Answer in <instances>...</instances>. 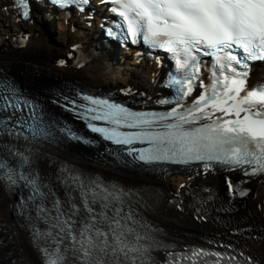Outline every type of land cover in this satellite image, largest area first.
<instances>
[{"label": "snow or ice", "instance_id": "snow-or-ice-1", "mask_svg": "<svg viewBox=\"0 0 264 264\" xmlns=\"http://www.w3.org/2000/svg\"><path fill=\"white\" fill-rule=\"evenodd\" d=\"M24 2L25 0H19L21 5ZM69 2L70 0H56V3L62 6ZM84 2L86 3L87 0ZM113 2L122 9L120 15L125 20H129L128 30L133 36L136 35L142 22L146 29L145 40L177 54V65L181 69L188 67L191 59L193 71H200L196 66L193 51L200 52L202 47L213 50L204 54L216 56L221 70L225 65L221 63L222 57L217 53L231 49L233 45L242 47L248 54V59L254 58L257 52L264 56V0H113ZM129 12L135 13L138 19L130 20ZM23 15L27 18L29 12L25 9ZM181 52L184 55L183 61L179 58ZM224 58L229 62V70L235 72L236 70L231 68V62L240 64L237 56L229 52ZM242 75L246 77L247 73ZM188 79L189 86L183 93L184 96H188L192 91L190 81L195 79V76L189 75ZM173 83L181 84L182 81H173ZM219 83L221 81H212L213 96H200L199 100L194 102L197 105L195 111L203 113L211 105L213 109L225 111V114L234 111L237 119L223 123L219 120L214 121V126H207L205 135L198 136L192 141L187 153L194 154L197 160L220 159L215 155L218 145L238 143L240 147L228 150L229 159L236 164L254 162L264 169V118H259L264 116V86H258L257 90H249L243 98L238 99L241 90L245 87V79L230 80L228 76H224L223 96L227 99H221L220 93L215 91ZM229 101L232 102L231 105L227 109H222L221 105H227ZM201 103L204 107H199ZM256 106H259V110L250 111ZM17 107L19 105L15 102H10V97H0V111L6 112L9 108ZM118 111L125 110L120 108ZM175 111L173 109V113ZM241 112L246 113L243 119L239 118ZM14 115L13 112L6 118H0L2 130L10 131L9 122L21 123L19 120L13 121ZM188 116H193V113L189 112ZM179 119L186 121L185 116H180ZM202 131L196 129L197 133ZM32 132L37 137L44 134L43 129L36 127L32 128ZM201 140L206 143L202 144ZM250 144L254 145L252 150H249ZM246 157L252 159L246 160ZM141 159L145 157L141 156ZM4 167L6 165L0 162V169ZM8 179L15 183L11 170ZM71 181L79 189L78 199L72 196L69 189L66 200L61 201L56 198L52 202V209H47L43 206L45 193L40 191L35 180H28L36 195L41 197L36 209L38 216L44 218L45 213L55 212L54 223L51 224L55 235L49 232V237L71 240L73 251L82 258L83 264H143L146 250L132 243L134 229L129 222L134 224L135 220L131 211L128 213L124 211L122 199L124 193L117 194L115 189L112 191L100 189L98 185L84 183L79 177H73ZM30 199H35V196ZM77 223L81 225L80 228L76 227ZM139 239L140 237L135 236V240ZM56 252L57 254L60 252L59 247ZM45 253L47 254V250ZM62 259V256L56 255L54 259L50 257L46 264H57V261Z\"/></svg>", "mask_w": 264, "mask_h": 264}, {"label": "bare ground", "instance_id": "bare-ground-1", "mask_svg": "<svg viewBox=\"0 0 264 264\" xmlns=\"http://www.w3.org/2000/svg\"><path fill=\"white\" fill-rule=\"evenodd\" d=\"M90 3L94 6L93 8H86L84 12L71 10L65 14L64 11H58L48 6L43 0L29 1L30 15L27 19H21L11 8L12 2L10 0L0 1V61L6 63L14 72L20 69L21 62L24 60L34 63L39 69L49 71L52 74H61L65 69L68 70L67 72L64 71L66 75L76 76L84 84H94L105 90L118 86H131L144 88L148 93L158 91L157 82L168 70L166 61L155 56H147L144 53L139 59H131L130 49L127 45L122 46L113 40H106L102 34L100 18L107 12L95 0L90 1ZM57 17L61 20L58 22V31L55 32L53 38L52 33L55 29L52 21ZM31 29L34 31L32 35L29 33ZM20 38L23 39L22 44L18 46L8 45L6 50L3 49L6 41ZM32 43L33 45L29 46ZM41 45L45 46L47 50L44 51ZM148 50L152 51V49ZM56 52L61 53L60 56L64 58L63 60L77 56L81 57V60L62 65L60 60L54 59L63 68L61 70L51 60ZM90 62L91 66H89ZM116 64L124 66L123 69L116 68ZM258 66L260 64H255L254 71L249 74L250 81H254L256 74L261 72L262 67ZM112 72L113 74H111ZM25 80L34 89L40 87L37 82H40L41 79L34 78L32 80L26 76ZM77 159L87 169L94 167L91 160L81 155H77ZM40 164L42 168L49 166L45 160L40 161ZM50 165L53 166L54 164ZM98 167L103 174L112 175L122 181L158 188L160 196L152 208V215L164 226L166 233L169 234L172 230H223L221 224L195 221L186 209L179 212L168 203L167 194L169 192H177L179 188L195 180L189 175L182 172H172L165 176L156 177L147 173H135L120 167L107 165ZM204 183L211 185L213 190L218 192L221 189L222 179L218 174L207 175ZM251 186L255 193L249 195L246 203L231 214L235 221L244 220L246 222H242L243 224L251 223L264 228V178L260 181L253 180ZM179 190L181 192L183 188ZM10 201L11 197L0 182V217L9 216L7 206ZM48 201L46 199L44 204H47ZM248 226L250 225H240L236 228ZM258 229L260 228L258 227ZM177 237L183 240L189 239L182 233H178ZM11 241L12 243H8V246L12 244L16 246L24 257L23 262L41 264L31 242L21 230L16 229ZM247 245L251 251L257 253L264 260L263 240H247ZM11 257L12 255L9 258L0 255V264H6Z\"/></svg>", "mask_w": 264, "mask_h": 264}, {"label": "rangeland", "instance_id": "rangeland-1", "mask_svg": "<svg viewBox=\"0 0 264 264\" xmlns=\"http://www.w3.org/2000/svg\"><path fill=\"white\" fill-rule=\"evenodd\" d=\"M61 19H59L58 17L56 18V19H54L53 21H52V24L54 25V29H55V31H54V33H52L53 34V38H54V36H55V32L56 31H58V22L60 21ZM40 21H42L41 19H40ZM30 35H32V34H34V31L31 29L30 30ZM39 33V32H38ZM56 40V39H55ZM31 41H33L32 39H31ZM11 44V42L10 41H8V42H6V44H5V48H7L8 47V44ZM62 43V42H61ZM33 45V43L31 44V45H29V46H32ZM61 45V44H60ZM42 46V45H41ZM58 46V48H60L59 47V45H57ZM56 46V47H57ZM57 48V49H58ZM4 49V48H3ZM42 49L44 50V51H46L47 49L45 48V46H42ZM31 52H36V53H39V52H37V51H35V50H30ZM60 52H56L55 53V55L53 56V59H51V60H60V62L64 59V58H62L61 56H60ZM130 58L132 59L133 57H132V55H131V53H130ZM92 62V61H91ZM91 62H90V64H89V66H91ZM31 63V62H30ZM55 63V62H54ZM34 64V63H33ZM21 66V65H20ZM27 66H29V65H27ZM37 66V65H36ZM57 66V65H56ZM58 68H59V66H57ZM123 67L124 66H118L117 64H116V68H118V69H123ZM21 68V67H20ZM17 69V68H16ZM60 69H63V68H61L60 67ZM115 69V68H114ZM64 71H68V70H65V69H63ZM43 71H45V70H43ZM49 72V71H48ZM50 73V72H49ZM50 74H52V73H50ZM111 74H113V72L111 73ZM40 77H42V78H46L47 77V75L45 74V73H40ZM102 80V79H101ZM105 81H109V80H105ZM115 88H122V86H119V87H115ZM132 88H137V87H132ZM138 90H146V89H144V88H138ZM147 91V90H146ZM42 168V167H41ZM52 168V167H51ZM222 193H227V189L226 188H224V185L222 184L221 185V194ZM255 193V192H254ZM253 193V194H254ZM252 194V195H253ZM246 200H247V198H245V199H243L242 201H240L242 204H245L246 203ZM3 203V202H2ZM232 222H233V225L234 226H240V225H250V227H247V228H240V229H234V230H231V232L233 233V232H235V231H239V230H248V229H251L252 231H253V233H255V232H258V231H260L261 229H262V227L261 226H257V225H255V224H251V223H246V224H243L242 222H246V221H244V220H236L235 221V219H234V221L232 220ZM255 226V227H254ZM258 227L260 228V229H258Z\"/></svg>", "mask_w": 264, "mask_h": 264}]
</instances>
